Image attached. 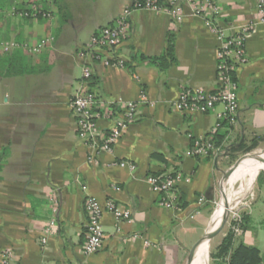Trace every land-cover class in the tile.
Returning <instances> with one entry per match:
<instances>
[{
  "label": "crops",
  "instance_id": "0c3cea01",
  "mask_svg": "<svg viewBox=\"0 0 264 264\" xmlns=\"http://www.w3.org/2000/svg\"><path fill=\"white\" fill-rule=\"evenodd\" d=\"M214 1L220 7L215 23L228 34L243 25L251 31L244 41L246 62L235 70V120L221 122L217 130L230 151L196 157L187 154L192 141L212 131L223 106L188 112L175 109L174 102L184 90L218 86L221 41L205 18L192 15L187 4L176 24L166 9L131 12L126 38L114 53L123 65L91 61L88 89L98 109L109 99L137 102L141 91L146 100L111 151H96L77 136L68 101L83 87L80 51L131 0H6L16 9L42 11L33 18L0 19V58L15 48V76H0V250L13 253V264H187L211 222L222 169L241 154L242 143L250 145L254 137L257 146L264 142V25L257 0ZM47 37L51 43L35 50ZM12 42L15 47L7 46ZM169 46L174 59L166 56L165 67L150 60L166 55ZM98 124H110L102 111ZM155 173L179 176L176 208L163 205L153 191L148 177ZM88 197L101 205L112 200L128 217L117 220L104 209L102 245L85 255ZM256 198L245 211L248 225L239 238L259 249L264 264V230H257L263 227L264 203L256 205Z\"/></svg>",
  "mask_w": 264,
  "mask_h": 264
},
{
  "label": "built area",
  "instance_id": "2783aa9c",
  "mask_svg": "<svg viewBox=\"0 0 264 264\" xmlns=\"http://www.w3.org/2000/svg\"><path fill=\"white\" fill-rule=\"evenodd\" d=\"M184 4L190 7L192 15L205 18L206 24L221 41L217 51L216 71L218 86L213 91L201 89L184 90L180 92L175 100L174 107L178 111L207 112L216 104H222L223 111L218 115L219 121L209 134L193 140V144L187 154L196 157L209 155L216 157L225 153L224 149L215 148L211 141V133L220 127L221 122H234L235 120L238 110V97L237 82L233 80L232 74L246 62L244 41L247 34L251 31V25L240 26L234 34H228L223 27L215 23V18L220 14V7L214 0H131L130 4L123 9L122 14L117 19L91 36L89 42L79 54L84 59L82 67L83 87L80 91L71 95L68 106L76 118L77 136L96 151H111L122 133L136 120L137 107L146 100V96L141 91L137 102L109 99L105 102L106 106H99L100 108L98 109L97 98L88 89V81L92 76L91 61L102 60L104 64L115 63L120 66L123 65V60L115 57L114 53L126 38L129 26L128 19L134 9H166L171 17L172 24H176L183 18ZM257 9L259 21L264 25V0H257ZM38 13L39 10L36 8L29 9V11H16L15 9V14L23 17L33 18ZM51 41L52 37L43 38L34 49L40 50L49 45ZM8 45L15 47L14 42ZM101 111L102 114L110 119V124L104 128L98 124ZM120 165L123 166L124 163H120ZM148 180L155 193L164 194V201L161 202L163 205L173 208L177 207L178 200L175 196V185L179 180L177 174L149 175ZM223 184L221 189L225 187ZM250 190L248 191L249 193ZM248 192L238 202L226 205V226L230 227L237 236H240L243 232L240 223L245 211L242 209L246 206L250 207V204L244 202ZM221 196L222 190L220 198ZM203 201L204 198L200 197L197 200V204L200 205ZM104 209L112 212L117 220L128 217V213L122 212L112 200H107L104 205H101L96 199L88 197L85 201V210L88 216L85 226V242L82 245V252L85 255L97 252L102 245L104 233L101 217ZM53 225V221H50L46 226V232H52ZM41 240L45 242V236ZM13 262L14 255L11 251L0 250V264H13Z\"/></svg>",
  "mask_w": 264,
  "mask_h": 264
},
{
  "label": "trees",
  "instance_id": "16d2710c",
  "mask_svg": "<svg viewBox=\"0 0 264 264\" xmlns=\"http://www.w3.org/2000/svg\"><path fill=\"white\" fill-rule=\"evenodd\" d=\"M6 3V0L0 1V8L15 6V3L12 4ZM16 11H29V9H16ZM42 11H39L38 15H41ZM13 17H15V11H13ZM25 18V17H24ZM28 18V17H26ZM173 48L169 46L166 55L159 57H152L150 60L154 63H158L159 66L165 67V57H170L173 60L172 56ZM0 76L10 77L15 76V48L0 58ZM233 80H236V72L232 74ZM223 123V122H222ZM221 123V124H222ZM218 130V129H217ZM211 133V141L214 144L215 148L225 149L226 152L230 151V147H224L223 140L224 136L219 134L218 131ZM258 138H253V142L250 145H245L242 143L238 148L241 153H246L257 147ZM193 144V141H192ZM232 150V148H231ZM158 156V154H156ZM206 156V157H210ZM264 167V163L261 166V169ZM260 169V170H261ZM260 172V171H259ZM152 176H161L162 173L151 174ZM174 175V174H173ZM257 181L264 184L263 172H260L257 176ZM161 202L164 201V194H160ZM248 225V216L243 213L242 221L240 227L242 231L246 229ZM210 264H262V257L259 249L254 245L245 244L239 236L235 235L233 230L230 227L226 228L225 235L222 237L220 243L210 252Z\"/></svg>",
  "mask_w": 264,
  "mask_h": 264
},
{
  "label": "rangeland",
  "instance_id": "374dc122",
  "mask_svg": "<svg viewBox=\"0 0 264 264\" xmlns=\"http://www.w3.org/2000/svg\"><path fill=\"white\" fill-rule=\"evenodd\" d=\"M34 8H36V6ZM34 8L30 7V9H34ZM15 9L16 8H15L14 5H12L11 7L7 8V9L6 8H3V9L0 8V19H1V15H8L10 17H13L14 16L13 15V11H15ZM262 149H264V142L262 144L258 145L256 148H254L253 150H251L249 152L241 153V152L238 151L239 154L241 153L238 157H237V155H235V156H232L233 158L232 157L230 158V160L232 162L229 161V163L226 164V166H228V167L226 169H222V172H221L222 173V176L224 175L225 171L231 165H233L238 159L241 158V160L239 161V163L237 164V166L233 169V172L229 175V177H227V179H225L223 181V183H224L223 186H225V187H223V189H221V185L222 184H220V190H219L218 196H217L216 201H215L216 203L219 202L220 195H221V190H222V193L224 191H226V190L228 191V194L226 195V198H225V202H228L229 200L233 199V195H234L235 191L238 189V187L240 185V181L237 180V181L234 182V180H235V177L238 176V174L240 172V169H241L243 160L245 159L246 156H248L250 154L247 157V159L245 160V163H246L249 160V158L253 155V153H255L258 150H262ZM245 163L243 165V168L245 166ZM259 171L260 172H263V177H264V167L261 170H259ZM260 172L257 173V176H258V174H260ZM257 176H256V178L254 180V183L252 182L253 183V184H251L252 186H250L251 187L250 193L247 191L248 192L247 193L248 195H246V197L244 198L245 199L244 202H246V204H250L251 205L252 202L255 200V198L258 197V199L256 198L257 200L255 201V203H256V205L261 206L264 203V184H262L259 181H257ZM232 202H236V200H234ZM216 203H214L213 206H212V208H211V217L214 214V211L216 209V205H217ZM247 209H248V207L246 206L242 210L243 211H246ZM221 221L218 223V225L221 223ZM262 226L263 227H259L257 230H264V220H263V225ZM226 228H227V226H226V223H225L224 226L222 227V229L217 233V235L215 237L216 239L214 238L212 240V244H211V241L210 240L208 241L209 243H208L207 255H209V252L211 250H213V248L215 247L214 245H216V243L220 239V237H222L224 235V233L226 231ZM206 263L208 264V257L206 259Z\"/></svg>",
  "mask_w": 264,
  "mask_h": 264
},
{
  "label": "bare ground",
  "instance_id": "6f19581e",
  "mask_svg": "<svg viewBox=\"0 0 264 264\" xmlns=\"http://www.w3.org/2000/svg\"><path fill=\"white\" fill-rule=\"evenodd\" d=\"M248 156H246L245 159L243 160L240 172L238 176L235 177V180H234V182L237 180L240 181L239 188L235 191L233 195V199L229 200L228 202H225V198H226V195L228 194V191L226 190L222 193V196L216 205L214 214L212 215L211 222L209 223L207 227V231H206L207 234L213 231L218 225V223L224 217L226 205H230L232 201L234 200L238 202L246 194V192L251 189L250 186H252L251 184L254 183L257 173L259 172L261 166L264 163V149L258 150L255 153H253V155L245 163V160L247 159ZM244 163H245V166L243 168ZM199 246H198L199 250L196 254L195 264H200V262L201 264H205L206 259L208 257L207 255L208 239H203ZM191 264H193V262H191Z\"/></svg>",
  "mask_w": 264,
  "mask_h": 264
},
{
  "label": "water",
  "instance_id": "95a60500",
  "mask_svg": "<svg viewBox=\"0 0 264 264\" xmlns=\"http://www.w3.org/2000/svg\"><path fill=\"white\" fill-rule=\"evenodd\" d=\"M241 160V158L240 159H238L233 165H231L226 171H225V173H224V175L222 176V178H221V182H220V184H222L223 183V181L225 180V179H227V177H229V175L233 172V169L237 166V164L239 163V161ZM226 217H227V210H225V214H224V217H223V219H222V221H221V223L213 230V231H211L210 233H206L205 234V236L203 237V239H210V238H212L214 235H216L221 229H222V227L224 226V224H225V221H226ZM200 243L201 242H198L194 247H193V249L191 250V252H190V254H189V256H188V260H187V264H191V262H192V260H193V256H194V254H195V250H196V248L200 245Z\"/></svg>",
  "mask_w": 264,
  "mask_h": 264
}]
</instances>
